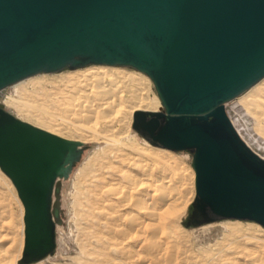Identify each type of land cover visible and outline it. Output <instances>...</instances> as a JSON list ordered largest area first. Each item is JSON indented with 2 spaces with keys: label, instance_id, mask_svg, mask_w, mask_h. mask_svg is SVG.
<instances>
[{
  "label": "water",
  "instance_id": "1",
  "mask_svg": "<svg viewBox=\"0 0 264 264\" xmlns=\"http://www.w3.org/2000/svg\"><path fill=\"white\" fill-rule=\"evenodd\" d=\"M89 65L130 67L152 79L165 111L137 112L133 127L156 147L193 152L189 226L264 227V159L225 109L264 79V0H0V91ZM82 146L0 107V169L25 209L27 263L56 249L55 187Z\"/></svg>",
  "mask_w": 264,
  "mask_h": 264
},
{
  "label": "rangeland",
  "instance_id": "2",
  "mask_svg": "<svg viewBox=\"0 0 264 264\" xmlns=\"http://www.w3.org/2000/svg\"><path fill=\"white\" fill-rule=\"evenodd\" d=\"M99 66L104 65H89L76 69L65 68L59 72L40 73L29 77L0 91V107L16 118L47 131L48 127L40 123L39 120L45 118L47 122L53 117L58 118L59 114L55 108H50L51 101L66 88L67 81L75 75L74 73ZM110 67H113L116 74L123 78L124 95H127L128 98H131L128 92L134 87L139 90L146 89L144 92L150 88V92L159 97L152 79L146 74L130 67ZM248 91L226 104L225 109L229 118H232L238 130L241 131L243 138L264 157V134H262L264 125L257 126L255 119L257 117L255 114H263V105L261 104V108L258 103L250 104L251 99L260 97L261 91H264V79L258 83L256 89ZM8 96H12L9 101L7 100ZM254 108H259L258 112L252 110ZM164 111L162 103L161 112ZM128 118L131 120L130 125L121 124L117 127L118 131L123 130L125 135H133L138 142L141 139L146 140L134 129V116ZM61 132L63 134L60 137L77 142L83 141L86 145L83 146L80 161L74 165L68 178L60 179L57 182L53 203L54 211L57 212V215L59 212L55 222L57 246L52 255L41 261L27 263L24 260V207L12 181L0 169V203L7 206L8 217L6 220L15 227L16 239L18 245H21L18 250L13 249L6 257L7 264H100L99 262L107 264L111 261L116 263L121 259V256L114 252L112 244L114 240L109 234L113 224L110 219L104 218L105 216L103 217L99 213L100 209L104 214L108 213V208L105 205L109 204V199H113V196L109 197L107 180L103 179L100 173L92 168L93 165L87 161L89 154L96 148L95 142L82 140V136H76L72 130H62ZM149 144L166 159L169 160L172 156L178 159L181 166L188 172L182 199L168 213L165 226L168 228L165 231L171 232L175 238L176 250L172 255V249H170V255L162 264H230L237 251L234 243H239L238 251L243 248H251L254 252H263L264 227L256 223L222 220L210 224L189 226L188 222L191 220L193 204L196 199L194 154L191 151L173 152L155 147L150 142ZM113 161L114 165H118L115 163V159ZM123 167L126 169V166ZM98 178L101 180L98 181ZM74 180L75 183L72 182ZM121 186L128 185L122 181ZM98 195L101 198V200L98 199V208L100 209L93 207V201ZM249 240L251 241L248 242ZM245 242L249 245H246ZM141 254L145 256V252H141ZM240 262L243 263V260L241 259ZM128 264L141 263L129 262Z\"/></svg>",
  "mask_w": 264,
  "mask_h": 264
},
{
  "label": "bare ground",
  "instance_id": "3",
  "mask_svg": "<svg viewBox=\"0 0 264 264\" xmlns=\"http://www.w3.org/2000/svg\"><path fill=\"white\" fill-rule=\"evenodd\" d=\"M74 74L67 81L66 88L51 101L50 108L59 111L58 118L53 117L47 122L45 118H41L39 122L48 127L47 132L56 136L60 137L62 130H72L76 136H82V140L95 142L96 148L89 154L87 161L107 180L108 194L113 199H109V204L105 205L108 208L107 214L98 208V199L101 200L99 195L93 201V207L100 209L99 213L111 220L113 227H110L109 234L114 240V252L122 259L107 264H162L170 255V249L172 255L176 250L175 238L171 232L165 231L168 229L165 226L168 213L182 199L188 172L178 159L173 156L166 159L147 140L139 139L138 142L136 137L125 135V131H118L117 128L121 124L129 126L131 120L128 117L135 116L137 112H161V99L153 95L150 88L144 92L146 89L139 90L135 87L128 92L131 96L128 98L124 95L123 78L110 66H99ZM257 87L258 84L248 92ZM260 94V97L251 99L250 103L263 105V114H255L257 126L264 125V91ZM12 96H8L7 100ZM258 109L252 110L258 112ZM230 120L247 146L264 159L243 138L232 118ZM80 143L86 145L83 141ZM114 159L118 165H114ZM122 181L128 186L122 187ZM72 182L75 183V180ZM56 189L57 184L52 201L54 222L56 212L53 203ZM6 209L7 206L0 203V264H7L6 257L13 249L18 250L21 246L16 239L15 227L6 220ZM234 244L237 251L230 264H264V247L263 252H254L251 248L238 251L239 243ZM245 244L249 245L246 242ZM141 252H145V256ZM241 259L243 263L240 262Z\"/></svg>",
  "mask_w": 264,
  "mask_h": 264
}]
</instances>
